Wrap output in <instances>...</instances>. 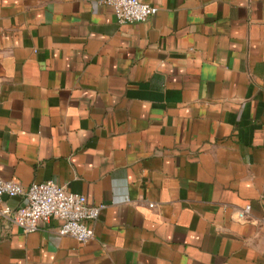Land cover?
Wrapping results in <instances>:
<instances>
[{
	"label": "crops",
	"instance_id": "0c3cea01",
	"mask_svg": "<svg viewBox=\"0 0 264 264\" xmlns=\"http://www.w3.org/2000/svg\"><path fill=\"white\" fill-rule=\"evenodd\" d=\"M141 1L0 0V177L104 206L0 219V264H264V0Z\"/></svg>",
	"mask_w": 264,
	"mask_h": 264
},
{
	"label": "built area",
	"instance_id": "2783aa9c",
	"mask_svg": "<svg viewBox=\"0 0 264 264\" xmlns=\"http://www.w3.org/2000/svg\"><path fill=\"white\" fill-rule=\"evenodd\" d=\"M116 14L120 24L145 22L157 14L158 9L141 0H104ZM21 198L23 202L13 209L4 198ZM104 206H90L84 195L68 192L52 181L35 184L25 189L19 183L0 177V219H8L25 234L37 232L41 223L51 219L60 221L59 235L70 237L86 245L95 238L93 224L98 221ZM251 205L239 211L246 220Z\"/></svg>",
	"mask_w": 264,
	"mask_h": 264
}]
</instances>
